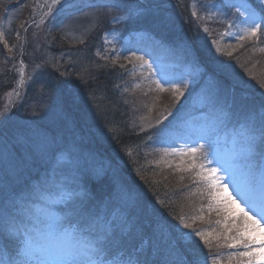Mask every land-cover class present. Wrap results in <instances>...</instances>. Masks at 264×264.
Here are the masks:
<instances>
[{
    "label": "rangeland",
    "instance_id": "374dc122",
    "mask_svg": "<svg viewBox=\"0 0 264 264\" xmlns=\"http://www.w3.org/2000/svg\"><path fill=\"white\" fill-rule=\"evenodd\" d=\"M52 1L53 0L0 1V46L6 47L7 44H14L16 42L14 40L15 33L21 35L23 31V35L25 34V36L21 38V41L19 40V43L13 45L12 48H15L13 52L0 49V52H2V54H0V64H5L6 60L8 62L9 60H16L18 58H22L21 61L23 63L22 76L17 73L18 70L11 71L10 69H5V71H3L0 69L1 159H6L11 154V149L14 145L20 146L23 151L28 150V154L29 152L37 154V150L43 152L49 148V143L44 140V137L47 136L44 134V130H38L37 128H33V126H42V124L46 123V120L48 123L45 124L44 127H47L50 123L53 124L55 128L57 124L58 126L64 124L63 119L59 115L61 113H56L57 106L48 103V99L40 100L39 98L41 96L47 97L50 94L56 95L62 99L64 104L63 107L67 108L73 121L79 126H83L81 130L83 136L78 139H83L85 144H90L91 146L93 139L89 138V130L84 127L83 123H80L82 121L80 113L85 114L86 110L91 106V110L93 109V111L99 115L102 106L106 105L105 101L103 105H98L97 100H94L96 97L89 95L91 89L86 91V79L79 81L82 79V75L86 77L89 72L112 70L113 79L116 82L122 72L128 71L126 75H129V77L122 82L120 91L123 93L122 100L130 109L129 113L128 111L127 113H132V116L137 119H139L141 113H146L143 115V118H146L150 109L154 114L164 106L173 107L172 104L176 103L174 101L177 100V98L178 102L176 104L180 106L188 97H192L190 93H185L184 91L191 88L202 79L203 71L200 68L192 69L188 64L182 67V60L173 53L166 52L165 50L167 49L164 46L154 45L147 35L141 33L133 34V32H131L128 35L129 37L120 39L119 33L109 32L103 36L104 45L100 44L101 38L97 37L107 22L105 20L107 14L112 10H109L105 6H96L89 7L87 10L76 11L78 13L73 11V14L67 15L66 11L69 7H81L79 3L80 0H59L58 3L53 2V5H49ZM86 1L87 0H81L82 3ZM115 1L116 3L130 2L132 6L136 3L137 5L135 6H144L145 4L150 7L160 8L163 14L169 17L165 19L172 20L173 26L177 29V32H179L178 29H180L181 34L182 31H184L182 30L183 27L189 24V12H191L192 18L195 20L196 24L202 25L201 29L213 38L212 46L218 53L221 52L222 54L230 55L235 52L241 42L240 34H244V31L240 32L235 28L227 29L225 26L218 28L214 19L217 18L221 23H225L227 19L225 13L219 10L218 5L205 3L206 0ZM23 2H26V4L22 6L21 4ZM105 2L108 3L109 1ZM108 7L111 6L109 5ZM193 13H195V15H193ZM123 16L124 19H127L130 13L126 12ZM118 21L117 19L112 23ZM60 24L63 25L60 26ZM227 25L231 26L230 24ZM242 27L244 30L245 24L242 23ZM193 30L194 28L186 29L188 38L184 43L188 47V51L194 55L195 63H197L200 61L201 55H207V51L200 52L201 55L195 54L197 50L194 38L187 33H191ZM49 45H58L60 49L57 48V51H54L55 53L45 52L43 50L44 47ZM212 54L215 53L212 51ZM138 57H142V60L137 59ZM3 60H5L4 63H2ZM209 60L210 56L208 55L205 62H209ZM143 61H147V64H144ZM191 62L194 63L192 59ZM263 63L264 62H260V65H263ZM211 64L214 65V63ZM220 69L222 73L231 75V80H236L235 77H245L250 68L242 66V61H239L229 68L226 66L227 72L223 71L222 68ZM87 70L88 72L86 73ZM228 71H230V73ZM78 74L82 75L78 76ZM46 80L54 81L56 89L54 90L52 87H46V85L43 84ZM157 82H160L163 88H170L171 85H179L180 91L183 94L179 95L171 90L166 91V93H157L155 95L156 99L153 100L149 107H146L147 102L150 101L148 94L152 92V89H158ZM58 85H60V88ZM248 86L251 89H256L254 87L255 85L252 83ZM29 89H36L37 93L35 94V91H28V98H26V92ZM116 93L118 94V91L115 89V94ZM175 95H177V98ZM69 97L71 98L70 100ZM20 98H23L25 102H29L27 107L23 108V111L13 109L14 104ZM88 98H90L91 103L94 100V105L91 103L87 104V101H89ZM203 102L204 101H202V104ZM199 107L200 106H194L196 110H198ZM83 110H85V112ZM196 117L198 120L187 122V125L179 130V135H173L171 140L165 139L157 149L158 152H152L156 155L145 151V153L143 152L139 156L137 155L127 159L128 153L133 150L128 151L127 154L124 155V153H121L119 150V147H111L109 145L110 148H107L108 146L106 145L103 147L104 144L94 142L97 152L101 153L103 158L101 156H93V158H90L84 152L80 154V151L75 149L76 146L74 145L71 147L72 155H70L69 158L54 159L57 168L47 173L50 174V181L45 179L41 186L36 187L33 183L32 187H36L37 189L48 188L53 183H59L61 180L67 179V181L60 186L63 191H66L67 188L72 186L76 188L75 192L82 190L90 180H94L93 178H95V176L92 174L90 176L84 171L71 170L73 165L78 161V158L83 163L92 161L94 166L99 168L106 176L128 185V187H121V189H127L128 191L129 189L138 188L136 185L139 184L137 176H140L141 179L147 176L152 180L164 178L170 182L174 181L176 184L175 190H178L177 194L182 195L183 201H186L187 204L185 209L179 210V208H177V203H174L169 213L172 215V221H176L177 218L184 220V224L181 222L177 226L179 228L178 231L181 232L180 229H182L188 234L184 236L181 235L183 241H178L168 236L170 228L165 227L161 235L163 242L180 247L184 253H188L190 250L196 251V264H213V261H215V264H231V262H229L230 260H233L232 264H235L239 258V253L254 251L257 246L253 245L252 249H245L243 244L240 243H237L234 247L230 246L233 243L232 237L236 236L237 230L242 227V221L239 218L230 216L225 210L224 205L213 197L214 190L210 187L211 177L208 176V173L210 169L215 168L217 170L216 176L220 178V183L228 185L229 191L242 202V206H247L246 203L248 201H255L257 205L255 212L259 216L260 210L258 205L262 193L253 190L252 185L242 183L245 181V183L249 184L255 181L253 179L250 180L253 175L251 168L256 167L257 162L255 160H250L246 166L245 161V168H243L244 173L241 174L239 155H236L234 158L228 157V154L226 156L225 154L219 155L220 148L207 145L206 142H204L205 139L202 138L193 140V144L191 145L188 143V145H190L188 149H200L194 160L191 155L182 154L188 153V150H182L186 147V145L183 144V140L192 137L190 130H194V132H206L208 124L202 125V120H200L201 117ZM7 121L9 123H7ZM131 122L133 123L135 121L132 120ZM149 123L150 119H146V125ZM154 124H156V122L152 125ZM4 126H6L9 131H4ZM138 128V132L143 131L141 127ZM57 129L59 131L57 134H60L62 137L65 136L64 138L66 139L73 136H69L64 129L58 127ZM136 134L138 133L136 132ZM180 135H184V139L181 140L176 138ZM61 136H57V139H55L60 140L62 138ZM18 139L21 143H17ZM61 141L65 142L64 140ZM102 141L103 139L98 138V142ZM171 142H176L177 146L172 147ZM41 145H43L44 150L40 149ZM183 145L185 147H183ZM201 145L203 146L202 149L200 147ZM121 156H124V158ZM26 158L28 159V156H24L23 160H26ZM108 164L112 167L111 170ZM201 165H203V168L200 167ZM156 167H163L164 169L156 171ZM32 175L33 177H42L44 175L42 174V167L39 163H37V166L33 169ZM204 176H208V179H204ZM116 186L120 188V184ZM24 198L25 195L18 194L16 198H12L7 202L8 206L12 202L21 201ZM60 198L59 196L55 197L49 203L51 204L54 201H58ZM70 203L71 202L67 199H62L59 208L56 209V213L62 212L68 214V206ZM252 205L253 203L248 207ZM77 206H86L89 213L93 216L98 215L101 219H106L109 222L115 219L121 220L119 221L121 223L120 226L115 221L117 229L119 228V232L121 233H117V235H130L133 239L135 238V240H137V244L139 243L137 239L139 236L138 220L149 218L154 221L157 219L156 214L147 213L149 210L147 204H141V211H138L135 209V204H123L121 198H114L112 200L102 199L90 204H85L83 202ZM3 210L5 211V209ZM43 210L44 213L47 212L45 207L38 206L37 209L34 208V212L27 214V219H25L34 223L38 220L40 222L45 218L42 215ZM6 212L14 215V212L7 208ZM163 214L166 219L165 212H163ZM76 219L77 217L72 218L73 222H75ZM185 224L190 227H184ZM41 227H44L43 223ZM1 232L6 236L7 230ZM196 232L203 234L208 243L205 244L200 237L195 234ZM189 237L196 243L188 242L191 241ZM48 238L47 235H44L37 243L43 244L44 241L42 240L47 242ZM0 250H2L1 245ZM8 251L11 253L9 249ZM158 253V259L160 261V255L164 252L158 251ZM174 254L175 257L171 259L170 264H191L187 260L185 254L178 252ZM253 256H259V254ZM41 257L44 258L48 256ZM160 264L167 263L160 261Z\"/></svg>",
    "mask_w": 264,
    "mask_h": 264
},
{
    "label": "snow or ice",
    "instance_id": "6c2138e0",
    "mask_svg": "<svg viewBox=\"0 0 264 264\" xmlns=\"http://www.w3.org/2000/svg\"><path fill=\"white\" fill-rule=\"evenodd\" d=\"M53 2L58 3L59 0H53ZM260 30L261 25L255 24L245 30V36L241 39L257 37ZM137 59L142 60V57ZM143 63L147 64V61H143ZM157 88L160 91L165 90L160 82H157ZM170 90L179 95L183 94L179 85H171ZM248 142L250 145L254 143V137L249 135ZM17 143H21V141L18 139ZM261 143L262 148H264V132H262ZM14 147L16 146L14 145ZM200 147L202 149L203 146ZM199 151L198 148H191L188 153L182 154L191 155L194 160ZM17 154L19 155L18 151ZM200 167L203 168V165ZM216 172L217 170L213 168L208 173V176L211 177L210 187L214 190L213 197L224 205L230 216L242 221V227L237 230V235L232 237L233 243L230 246L234 247L240 243L245 249H252L253 245H256L254 251H245L241 253V256L252 257L259 254L264 259V194H262L258 205L260 210L258 216L255 212L256 203L253 202L251 207L242 206V202L229 191L228 185L220 183V178L216 176ZM208 176L203 178L207 180ZM63 199L71 202L69 207L77 219L73 222L71 218L57 215L55 211H47L42 223L47 229V236L51 241H54L48 244L37 243L29 231L25 214L6 213L4 216H0V231L10 228L13 238L18 243L20 255L23 257L19 264H28L32 257L41 256L58 257L59 259L41 261L40 264H125V262L117 261L114 258L109 259V257H114V250L119 246L115 221L109 222L106 219H101L98 215L93 216L86 206H77L83 202L75 191L67 192ZM184 227L190 226L185 224ZM195 234L205 244L208 243L203 234L200 232ZM248 264H252L251 259Z\"/></svg>",
    "mask_w": 264,
    "mask_h": 264
},
{
    "label": "trees",
    "instance_id": "16d2710c",
    "mask_svg": "<svg viewBox=\"0 0 264 264\" xmlns=\"http://www.w3.org/2000/svg\"><path fill=\"white\" fill-rule=\"evenodd\" d=\"M194 42L197 48L201 42L198 36L197 38H194ZM201 44L203 48L207 47V45H204V43L201 42ZM206 51L209 52L208 50ZM206 54L209 55L208 53ZM209 56L210 60L205 64L210 65V69L213 71V74L216 75L214 76V80L215 84L217 83L218 85V93L216 96L217 100L227 108V113L232 117L233 120H235L236 122L243 121L244 124L248 123L250 118L245 112L246 109H249L250 107L255 108L258 106L264 109V99L262 97L256 96L257 91L255 89L254 91L246 89L249 88L248 85L251 83L255 85L254 87L258 91L262 89L260 86H264V65L257 66L256 69L252 70V72H247L245 77L237 79L243 84L242 85L238 82L229 81L232 76L228 73L221 74L222 70L220 68L227 72L226 66L229 68L234 63L228 62V60L221 59L220 57L215 58L211 55ZM211 63L215 64L213 65ZM87 72L88 70L86 71V73ZM93 72L87 73L86 77H84L82 74H78V76L82 75V79L79 81H83L84 79H86V91L91 89V93L89 95L96 97L94 100H97L98 105H103L105 101L106 106H102L99 115L96 114L93 109L91 110V106L88 109L89 111L86 110L85 114L80 113L82 119L80 123H83L84 127L89 130V138H92L93 140L91 139V146L90 144H87L88 146L82 147V142H80L78 149L84 151L85 148L88 152H90V148L88 147H92L93 149L97 150V148L95 147L96 144L94 143L96 142L98 144H104L103 147H105V145L108 146L107 148H110V146L119 147V150L121 151V153H124V155L127 154L128 151L133 150L130 151L131 153L127 156V159H129V157L133 158L137 155H141V153L146 151L143 146L145 145L147 140L143 139L142 136L136 134V130L138 128V119L132 116V114H128L126 110L123 111L118 98L111 92V85L114 81L112 70H100L97 72ZM228 72L230 73V71ZM90 98H88L89 101H87V104L91 103ZM94 100L91 103L92 105H94ZM61 111L62 116L69 122H71V124H68V126L70 127V131L72 133L76 132L75 134L78 137H82L83 133L81 132V130L83 126H79L75 121H73L72 116L67 111V108L63 107V110L57 111L56 113ZM83 111L85 112V110ZM117 111L121 113L117 114ZM113 116L115 118H113ZM132 120L135 122L132 123ZM262 121H264V116H262ZM47 130L49 131V135L54 134V132L52 133V129L47 128ZM97 137L103 139V141L98 142ZM48 138L49 140L53 139L52 137ZM74 142L75 141L67 140L65 144H75L77 140L75 143ZM121 157L124 158V156ZM155 170L161 171L162 169L156 168ZM137 179L139 180L138 182L140 188L144 191L145 195L149 199L157 202V204H159V207L163 212H165V214H169L172 217L169 211L172 210V206L174 203H177V208H179V210L184 209L185 202L183 201V196L177 194L178 190H175L176 184L173 180V182H170L164 178L159 180H152L147 176L143 177L142 179L140 178V176H137Z\"/></svg>",
    "mask_w": 264,
    "mask_h": 264
}]
</instances>
